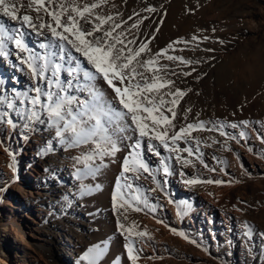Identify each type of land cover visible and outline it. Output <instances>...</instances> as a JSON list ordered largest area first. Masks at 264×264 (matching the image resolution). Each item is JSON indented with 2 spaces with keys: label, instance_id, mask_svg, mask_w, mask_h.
<instances>
[{
  "label": "rangeland",
  "instance_id": "rangeland-1",
  "mask_svg": "<svg viewBox=\"0 0 264 264\" xmlns=\"http://www.w3.org/2000/svg\"><path fill=\"white\" fill-rule=\"evenodd\" d=\"M96 11L116 18L134 52L143 49L138 63L158 69L160 94L175 102L177 130L196 125L192 136L212 143L200 147L218 171L198 165L202 178L226 182L189 188L178 174L168 177V197L154 194L163 205L156 214L129 215L153 238L140 244L138 264H264V240L257 234L247 241L240 227L248 222L264 233V0H107ZM0 70L23 85L25 78L3 61ZM46 138L40 132L22 141L14 134L8 143L15 159L0 144V264H74L103 242L109 248L103 264L115 257L129 264L111 202L120 163L99 178L103 190L61 210V193H75L77 181L67 152L39 154ZM181 211L189 214L181 219Z\"/></svg>",
  "mask_w": 264,
  "mask_h": 264
},
{
  "label": "snow or ice",
  "instance_id": "snow-or-ice-1",
  "mask_svg": "<svg viewBox=\"0 0 264 264\" xmlns=\"http://www.w3.org/2000/svg\"><path fill=\"white\" fill-rule=\"evenodd\" d=\"M106 2L0 0V61L25 78L19 86L20 76L0 71V144L15 159L8 143L14 134L30 141L33 134L45 132L40 155L57 150L69 154L70 176L77 185L75 193H61V210L70 211L80 206L78 197L103 190L99 178L120 163L111 193L112 210L125 239L126 259L138 264L143 253L140 244L153 238L137 221L129 222V215L156 214L163 205L154 194L168 197V177L178 174L189 188L226 182L202 178L198 165L218 171L206 162L200 147L212 143L192 136L196 125L177 130L175 102L160 94L165 84L158 69L138 63L143 49L134 52L116 18L96 11ZM212 159L227 164L218 156ZM188 168L196 169V174L186 172ZM168 203L173 201L169 198ZM188 214L179 213L181 219ZM240 227L247 241L257 234L264 240V233L254 232L248 222ZM171 232L203 247L182 229L172 227ZM108 251L107 242L93 244L74 264H103ZM123 259L115 257L113 264L117 260L123 264Z\"/></svg>",
  "mask_w": 264,
  "mask_h": 264
},
{
  "label": "bare ground",
  "instance_id": "bare-ground-1",
  "mask_svg": "<svg viewBox=\"0 0 264 264\" xmlns=\"http://www.w3.org/2000/svg\"><path fill=\"white\" fill-rule=\"evenodd\" d=\"M0 67H1V61H0ZM0 71H2V70H0ZM257 185H258V183H257Z\"/></svg>",
  "mask_w": 264,
  "mask_h": 264
}]
</instances>
